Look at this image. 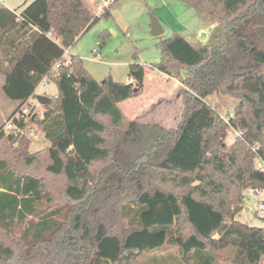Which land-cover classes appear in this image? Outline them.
Segmentation results:
<instances>
[{
    "label": "trees",
    "instance_id": "1",
    "mask_svg": "<svg viewBox=\"0 0 264 264\" xmlns=\"http://www.w3.org/2000/svg\"><path fill=\"white\" fill-rule=\"evenodd\" d=\"M182 1L217 14L224 39L193 43L175 33L160 42L152 68L184 87L182 119L170 128L120 107L142 93L144 64L130 63L131 81L121 82L97 80L78 55L62 61L111 7L98 16L89 0H35L21 14L0 5L5 95L17 109L45 76L58 87L42 113L19 122L22 132L1 127L0 145L22 153L35 126L48 146L24 163L43 157L44 172L64 180L56 194L44 176L0 157V264H159L140 256L168 244L186 264H217L230 244L233 264L260 263L264 226L236 215L244 190L264 188L256 167L264 160V0ZM215 93L238 100L228 119L206 101ZM230 130L241 132L232 144ZM246 240L255 242L251 260Z\"/></svg>",
    "mask_w": 264,
    "mask_h": 264
},
{
    "label": "rangeland",
    "instance_id": "2",
    "mask_svg": "<svg viewBox=\"0 0 264 264\" xmlns=\"http://www.w3.org/2000/svg\"><path fill=\"white\" fill-rule=\"evenodd\" d=\"M33 1L35 0H7L4 5L21 14ZM101 1L112 3L111 15H102L70 48L71 54L80 56L85 68L99 81L112 76L115 80L124 82L129 77L130 63L144 64L147 76L142 93L122 101L120 107L131 119L143 123H158L169 128L177 127L184 110L182 93L184 87L173 74L161 73L152 68L153 64L161 61L162 52L159 44L175 33L181 34L193 43L198 41L218 43L224 39L221 19L213 12L198 13L182 0H89V6L95 14ZM151 15L157 16L161 21L163 34L152 35ZM201 32L206 33L205 41L201 40ZM94 48H98L99 56L94 54ZM4 58V52L0 49V59ZM1 82L4 84L5 76L0 73V128L19 104L5 95ZM57 93L58 87L53 80L47 85L40 83L32 102L43 112L44 107L37 100V96L41 94L51 96ZM206 101L226 119L238 103V100L231 96L217 93L208 96ZM33 128L30 133H26L28 140L22 153L9 144L0 145V157H10L12 162H16L15 167L19 172L29 171L44 176L48 188L57 194L62 189L64 180L44 172L43 157L33 165L24 163V155H37L48 146L44 135L35 126ZM237 135L238 131L230 130L226 143L232 144ZM258 163L260 160L256 159V165ZM239 177L242 175L239 174ZM259 189L260 193L254 196H250L247 189L243 191L242 209L236 215L238 221L250 226H264V218L257 212L258 203L264 201V188ZM215 237H219V234ZM252 242L245 241L250 260L256 256L255 242ZM236 252L237 246L232 244L221 249V259L217 264H233ZM140 257L144 261H153L156 258L159 264H186L179 248L171 244L153 252L143 253ZM259 264H264V255Z\"/></svg>",
    "mask_w": 264,
    "mask_h": 264
},
{
    "label": "built area",
    "instance_id": "3",
    "mask_svg": "<svg viewBox=\"0 0 264 264\" xmlns=\"http://www.w3.org/2000/svg\"><path fill=\"white\" fill-rule=\"evenodd\" d=\"M6 1L7 0H0V5H4L6 3ZM111 4L112 3L108 2V1H104V2L101 1V4L98 7V11H97L96 15L99 16V15L104 14L107 11V9L110 7ZM93 52L96 56L100 55L98 48H94ZM70 54H71L70 49L65 48L64 54L62 56V61H64L65 63H68L69 58H70ZM60 65H61L60 61L55 63V65L52 69V75L54 77L57 75V71H58ZM50 80H51L50 76L47 75L43 78L41 83H44L47 85ZM34 97H36V96H34ZM34 97L28 99L27 101L22 103L17 109L14 110V112L11 114V117L6 121V123L3 126V129L5 131L8 132V131H11L12 129L15 128V129L22 132V129L18 125L19 122L27 123L30 116L32 115V113H36L39 111L36 108L38 105L33 104V102H32V99ZM40 113H42V112H40ZM230 115H232V114H230ZM238 134L241 135V132H238ZM258 160H260V163H258L256 165V167L258 169L264 170V168H262V163H264V160H262V159H258ZM247 191H248V194L250 196H254L255 194L260 193L259 188H249V189H247ZM245 198H246V196H245ZM257 212H258V214H260L264 218V201H261L258 203Z\"/></svg>",
    "mask_w": 264,
    "mask_h": 264
},
{
    "label": "water",
    "instance_id": "4",
    "mask_svg": "<svg viewBox=\"0 0 264 264\" xmlns=\"http://www.w3.org/2000/svg\"><path fill=\"white\" fill-rule=\"evenodd\" d=\"M151 33L154 36H159L164 33V28L162 23L159 20V18L155 15H151ZM201 40L202 41L206 40L205 32H201ZM37 100L41 105H46L51 100V97L46 94H41L37 96Z\"/></svg>",
    "mask_w": 264,
    "mask_h": 264
},
{
    "label": "crops",
    "instance_id": "5",
    "mask_svg": "<svg viewBox=\"0 0 264 264\" xmlns=\"http://www.w3.org/2000/svg\"><path fill=\"white\" fill-rule=\"evenodd\" d=\"M10 9V8H9ZM111 13H112V11H111ZM147 71V70H146ZM161 73H163V72H161ZM129 76V75H128ZM146 76H147V73H146ZM145 79H146V77H145ZM131 81V78L130 77H128L127 78V80L126 81H124V82H130ZM1 84H2V87H3V83L1 82ZM122 109V108H121ZM124 112V111H123ZM133 119V118H132Z\"/></svg>",
    "mask_w": 264,
    "mask_h": 264
}]
</instances>
